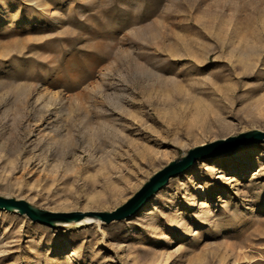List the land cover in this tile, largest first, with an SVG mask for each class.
Instances as JSON below:
<instances>
[{
    "label": "rangeland",
    "instance_id": "obj_1",
    "mask_svg": "<svg viewBox=\"0 0 264 264\" xmlns=\"http://www.w3.org/2000/svg\"><path fill=\"white\" fill-rule=\"evenodd\" d=\"M256 130L264 0H0L1 196L110 212ZM73 225L0 210V264H264V140L196 161L131 217Z\"/></svg>",
    "mask_w": 264,
    "mask_h": 264
},
{
    "label": "water",
    "instance_id": "obj_2",
    "mask_svg": "<svg viewBox=\"0 0 264 264\" xmlns=\"http://www.w3.org/2000/svg\"><path fill=\"white\" fill-rule=\"evenodd\" d=\"M264 140V132L251 131L220 139L190 149L186 156L169 163L156 172L130 199L110 212H53L40 209L26 200L0 195V210H8L27 215L31 220L50 227L74 224L85 218H97L107 223L122 220L136 214L171 178L184 173L196 161L215 157L240 145L258 144Z\"/></svg>",
    "mask_w": 264,
    "mask_h": 264
},
{
    "label": "bare ground",
    "instance_id": "obj_3",
    "mask_svg": "<svg viewBox=\"0 0 264 264\" xmlns=\"http://www.w3.org/2000/svg\"><path fill=\"white\" fill-rule=\"evenodd\" d=\"M166 130L167 131H169V127L168 126H166ZM92 221H94V219L93 218H85V219H82V220H80L79 222H77V223H74V225L73 226H75V227H81V226H85V225H87V224H90ZM244 237V236H243ZM250 237V236H249ZM251 238V237H250ZM241 240V239H240ZM239 240V241H240ZM244 240V239H243ZM249 242V241H248ZM247 246V245H246ZM249 246V245H248ZM252 246V245H251ZM261 250V249H260ZM245 252V251H244ZM261 252V251H260ZM243 253V252H242ZM262 253V252H261ZM264 253V252H263ZM262 253V254H263ZM244 254H246V253H244ZM243 254V255H244ZM248 254V253H247ZM246 254V255H247ZM241 255V254H240ZM258 255V254H257ZM264 255V254H263ZM248 256H249V254H248ZM247 256V257H248ZM245 257V256H244ZM264 257V256H263ZM241 258H242V256H241ZM250 258V257H249ZM240 259V258H239ZM246 259H248V258H246ZM241 260V259H240ZM258 261H260V262H262L261 260H258ZM258 261H257V263H258ZM250 263H252V262H250ZM254 263H256V262H254ZM248 264V263H247ZM253 264V263H252Z\"/></svg>",
    "mask_w": 264,
    "mask_h": 264
}]
</instances>
